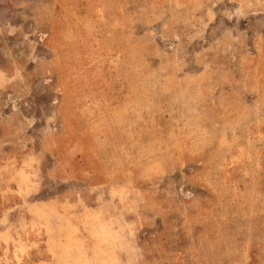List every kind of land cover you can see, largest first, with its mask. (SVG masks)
Returning a JSON list of instances; mask_svg holds the SVG:
<instances>
[{"label":"rangeland","instance_id":"374dc122","mask_svg":"<svg viewBox=\"0 0 264 264\" xmlns=\"http://www.w3.org/2000/svg\"><path fill=\"white\" fill-rule=\"evenodd\" d=\"M0 264H264V0H0Z\"/></svg>","mask_w":264,"mask_h":264}]
</instances>
